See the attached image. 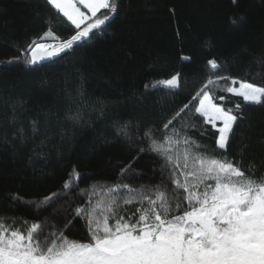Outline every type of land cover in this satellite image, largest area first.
Here are the masks:
<instances>
[{
    "label": "trees",
    "instance_id": "obj_1",
    "mask_svg": "<svg viewBox=\"0 0 264 264\" xmlns=\"http://www.w3.org/2000/svg\"><path fill=\"white\" fill-rule=\"evenodd\" d=\"M117 3V14L103 34L90 36L68 55L29 65L10 61L33 39L54 43L39 40L47 24L61 39L74 34L72 26L58 18L46 0H0V216L5 220L37 219L34 206L23 201L60 191L73 169L79 172L78 189L74 186L67 199L53 206L57 219H62L66 204L75 207L81 202L80 190L96 185L99 191L100 185L116 182L121 167L139 146L147 145L123 141L115 135V126L130 121L140 125L141 135L146 127H152L157 137L163 135L162 124L205 81L208 59L224 65L219 75L264 86V65L258 64L264 58V0ZM175 73L181 75L178 90L144 87ZM215 95L225 96L217 102L226 107L240 104L243 114L234 126L228 157L241 162L246 174L249 169L264 173V106L218 90ZM77 111L80 120L67 118ZM185 120L200 117L189 113ZM188 134L205 146L208 155H221L210 125L198 124ZM161 164L155 154L140 155L134 164L139 178L124 179L155 183ZM16 196L22 199L13 200ZM69 235L79 239L83 226L77 222Z\"/></svg>",
    "mask_w": 264,
    "mask_h": 264
},
{
    "label": "snow or ice",
    "instance_id": "obj_2",
    "mask_svg": "<svg viewBox=\"0 0 264 264\" xmlns=\"http://www.w3.org/2000/svg\"><path fill=\"white\" fill-rule=\"evenodd\" d=\"M46 3L58 18H66L74 34L61 39L47 24L39 40L55 42L33 39L10 62L35 65L68 55L90 36L103 34L118 11L117 0ZM258 64L264 65V58ZM204 71L207 77L189 102L162 124L163 135L157 137L152 127L144 128L141 135L140 125L130 121L115 126V135L123 141L131 145L141 140L147 145L139 146L132 160L121 167L116 182L100 185L99 191L96 185L80 190L81 202L75 207L66 204L62 219H57L53 206L67 199L74 186L78 189L79 172L73 169L60 191L23 201L34 206L37 219L0 216V264H264V173L256 175L249 169L246 174L241 162L228 157L234 126L243 114L240 104L226 107L217 102L225 96L215 95L218 90L264 106V86L219 75L224 65L216 58L207 60ZM144 87L178 90L181 75L175 73ZM189 113L200 120H185ZM67 118L78 121L82 117L77 111ZM32 123L35 133L36 122ZM198 124L214 130L219 157L208 155L205 146L188 134ZM19 131L23 133L22 128ZM145 153L162 161L159 180L126 181L125 177L139 178L134 164ZM48 209L53 211L38 215ZM77 222L84 228L79 239L69 235Z\"/></svg>",
    "mask_w": 264,
    "mask_h": 264
},
{
    "label": "water",
    "instance_id": "obj_3",
    "mask_svg": "<svg viewBox=\"0 0 264 264\" xmlns=\"http://www.w3.org/2000/svg\"><path fill=\"white\" fill-rule=\"evenodd\" d=\"M53 59H55V58H53ZM53 59H47V60H44L42 62H38L37 64L44 63V62H47V61H50V60H53Z\"/></svg>",
    "mask_w": 264,
    "mask_h": 264
},
{
    "label": "crops",
    "instance_id": "obj_4",
    "mask_svg": "<svg viewBox=\"0 0 264 264\" xmlns=\"http://www.w3.org/2000/svg\"><path fill=\"white\" fill-rule=\"evenodd\" d=\"M83 10V9H82Z\"/></svg>",
    "mask_w": 264,
    "mask_h": 264
}]
</instances>
